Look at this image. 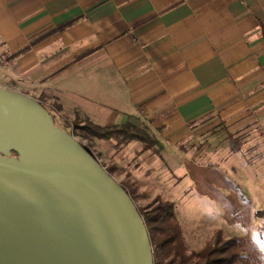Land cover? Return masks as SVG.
<instances>
[{
	"label": "crops",
	"instance_id": "crops-1",
	"mask_svg": "<svg viewBox=\"0 0 264 264\" xmlns=\"http://www.w3.org/2000/svg\"><path fill=\"white\" fill-rule=\"evenodd\" d=\"M0 44L101 126L175 147L209 119L264 127V0H0Z\"/></svg>",
	"mask_w": 264,
	"mask_h": 264
},
{
	"label": "water",
	"instance_id": "water-1",
	"mask_svg": "<svg viewBox=\"0 0 264 264\" xmlns=\"http://www.w3.org/2000/svg\"><path fill=\"white\" fill-rule=\"evenodd\" d=\"M0 264H155L121 184L39 101L1 86Z\"/></svg>",
	"mask_w": 264,
	"mask_h": 264
},
{
	"label": "rangeland",
	"instance_id": "rangeland-1",
	"mask_svg": "<svg viewBox=\"0 0 264 264\" xmlns=\"http://www.w3.org/2000/svg\"><path fill=\"white\" fill-rule=\"evenodd\" d=\"M22 69L0 44L1 87L42 102L69 134L77 118L87 119L75 107L74 102L81 101L43 90L42 83L34 82ZM193 131L190 145L197 147L188 144L187 153L161 141L163 146L156 145L155 154L153 150L143 152L140 143L117 147L100 139L90 144L80 134L75 138L90 146L105 168L114 169L115 180L135 191L138 207L158 197L175 204L188 254L213 245L220 233L223 240L238 242L241 258L237 264H264V127L227 126L209 119L194 125ZM231 135L248 141L243 152H232Z\"/></svg>",
	"mask_w": 264,
	"mask_h": 264
},
{
	"label": "trees",
	"instance_id": "trees-1",
	"mask_svg": "<svg viewBox=\"0 0 264 264\" xmlns=\"http://www.w3.org/2000/svg\"><path fill=\"white\" fill-rule=\"evenodd\" d=\"M74 22L72 21L64 26H59L57 30H63L73 25ZM28 50L29 48L25 49L21 54L27 53ZM40 103L44 106L42 102ZM48 111L52 115L55 125L58 126L57 116L52 110ZM71 134L74 137H76V134H80V137L88 140L90 144L95 139L112 142L117 147H126L132 142L140 143L143 145V152L153 150L155 153L157 152V149H155L156 145L160 146V148L163 146L148 130L144 127L135 126L131 122L112 126H101L93 123L89 119L80 120L77 118ZM241 140L232 135L228 137L229 147L232 152L241 153L244 151L246 141ZM78 141L98 160L90 146L83 144L80 140ZM191 141L192 139L186 141L184 144H179L178 148L184 153H187L189 151L188 144L190 145ZM190 146L191 148L197 147L196 145ZM106 170L113 177L114 169L106 168ZM120 184L136 204L134 197L135 191L126 183ZM137 208L144 219L149 234L155 264H237L241 258L238 242L234 239L223 240L220 233L213 245L207 246L199 252L188 254L182 228L177 219L176 208L173 202L163 201L158 197L147 206L143 208L137 206Z\"/></svg>",
	"mask_w": 264,
	"mask_h": 264
}]
</instances>
